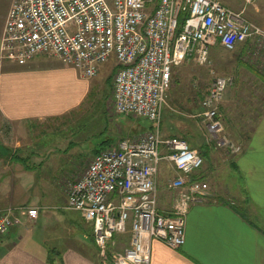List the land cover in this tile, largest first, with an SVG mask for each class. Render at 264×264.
<instances>
[{"label": "built area", "instance_id": "1", "mask_svg": "<svg viewBox=\"0 0 264 264\" xmlns=\"http://www.w3.org/2000/svg\"><path fill=\"white\" fill-rule=\"evenodd\" d=\"M257 0H241L235 10L221 0H13L2 34L3 57L25 65L52 54L83 79L115 62L112 101L116 114L150 121L152 129L124 138L95 153L83 174L70 184L66 206L90 225L99 256L111 264H149L151 242L170 248L185 242V218L191 204L203 201L209 186L194 176L201 153L177 136H163L160 118L173 71L186 59L208 63L209 49L232 51L264 32L246 17ZM184 16L182 22L180 17ZM264 76V64L258 66ZM232 77L216 76L202 98L201 120L216 146L239 151L220 136L219 107ZM178 172L168 179L173 194L169 211L158 207L161 160ZM23 209V208H22ZM13 208L0 213V237L14 223ZM29 219L37 207H26ZM128 244L114 251L117 235Z\"/></svg>", "mask_w": 264, "mask_h": 264}, {"label": "crops", "instance_id": "2", "mask_svg": "<svg viewBox=\"0 0 264 264\" xmlns=\"http://www.w3.org/2000/svg\"><path fill=\"white\" fill-rule=\"evenodd\" d=\"M12 1L0 0V136L2 128L7 134L22 131L33 121L57 119L79 107L92 79H83L52 54H39L25 65L3 57L2 34ZM106 70V63L100 66L103 80ZM13 148L0 142V213L13 208L15 220L0 237V264H111L100 258L91 233L90 242L75 238L70 222L69 235L64 232L59 226L61 200L50 193L49 178H42L40 192H33L38 184L27 179L33 170L12 158ZM195 149L204 163L194 176L208 184V195L188 209L184 244L173 249L152 240L149 264H264V112L239 153H222L208 143ZM167 171L170 178L178 174L168 161L159 170L162 211L170 210L173 198L166 189L170 178H162ZM26 207H37L36 219L27 217ZM125 235L129 237L116 239Z\"/></svg>", "mask_w": 264, "mask_h": 264}, {"label": "rangeland", "instance_id": "3", "mask_svg": "<svg viewBox=\"0 0 264 264\" xmlns=\"http://www.w3.org/2000/svg\"><path fill=\"white\" fill-rule=\"evenodd\" d=\"M221 1L226 3L227 0ZM228 1L233 4L228 2L226 5L235 10L242 7L241 0ZM255 7L258 10L247 8L246 17L264 32V0H257ZM262 64L264 43L259 36L238 44L232 51L219 45L213 46L209 49L206 64H199L192 58L186 59L173 71L172 87L167 91L161 113L160 132L167 136L169 133L181 134L195 148L198 143H208L222 153L231 152L228 146H216L200 117L201 100L214 77L229 76L232 77V83L225 90L219 107L223 127L220 136L239 147V151L231 153H239L264 112V76L260 77L254 72ZM106 65L108 70L105 79L104 72L98 70L97 76L89 80L91 88L79 107L57 119L33 121L22 131L7 134L2 128L0 136L1 143L15 146L10 153L12 158L23 160L28 169L33 170L27 174V179L33 185L38 184L37 188H32L33 192L40 190L42 178H49L52 185L50 193L54 194V200H61L58 214L62 220L59 226H63L64 232L69 235L66 224L70 222L73 227L69 228L74 231V237L86 242L91 241V227L86 228L78 214L66 206L70 184L80 178L97 150L115 145L124 138L140 136L151 129L150 121L145 118L114 112V59L111 58ZM165 164L166 160L160 161V172ZM170 176L167 171L162 178ZM162 200L166 199L162 197ZM127 242L128 235L117 237L116 246L112 250H123Z\"/></svg>", "mask_w": 264, "mask_h": 264}, {"label": "trees", "instance_id": "4", "mask_svg": "<svg viewBox=\"0 0 264 264\" xmlns=\"http://www.w3.org/2000/svg\"><path fill=\"white\" fill-rule=\"evenodd\" d=\"M183 18H184V16H181V17H180V22H182V19H183ZM254 72H255V74H257L258 76L262 77L261 74L256 73V71H254ZM262 81L264 82V78L262 79ZM151 129H152V125H151ZM151 129H150V130H151ZM161 134H162V133H161ZM162 135H163V134H162ZM163 136L166 137L167 135H163ZM168 136H177V137H180V138L186 140L191 148H194V147H192V146L190 145L189 141H188L185 137L178 136V135H168ZM98 151H99V150H97V152H98ZM97 152H96V153H97Z\"/></svg>", "mask_w": 264, "mask_h": 264}]
</instances>
